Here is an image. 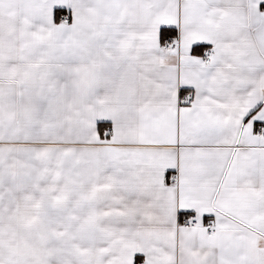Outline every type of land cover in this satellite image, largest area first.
<instances>
[{
  "label": "snow or ice",
  "instance_id": "6c2138e0",
  "mask_svg": "<svg viewBox=\"0 0 264 264\" xmlns=\"http://www.w3.org/2000/svg\"><path fill=\"white\" fill-rule=\"evenodd\" d=\"M0 264H264V0H0Z\"/></svg>",
  "mask_w": 264,
  "mask_h": 264
}]
</instances>
